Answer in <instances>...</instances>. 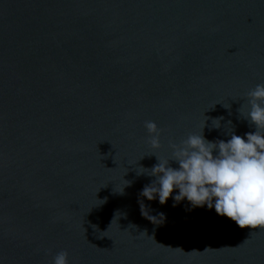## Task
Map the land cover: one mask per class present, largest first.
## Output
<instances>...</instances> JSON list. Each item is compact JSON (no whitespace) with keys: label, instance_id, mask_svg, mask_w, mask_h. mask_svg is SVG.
<instances>
[{"label":"water","instance_id":"95a60500","mask_svg":"<svg viewBox=\"0 0 264 264\" xmlns=\"http://www.w3.org/2000/svg\"><path fill=\"white\" fill-rule=\"evenodd\" d=\"M258 83L264 0H0V264H264V227L148 201L137 175L204 122L254 131Z\"/></svg>","mask_w":264,"mask_h":264},{"label":"clouds","instance_id":"9594fccd","mask_svg":"<svg viewBox=\"0 0 264 264\" xmlns=\"http://www.w3.org/2000/svg\"><path fill=\"white\" fill-rule=\"evenodd\" d=\"M245 99L246 111L243 114L238 111L254 131L241 136L231 129L226 141H210L203 134L204 122L199 133L170 143L168 158L160 159L153 152L158 163L150 170L138 169L137 175L146 173L155 178L143 187L140 196L148 201L158 199L161 205L171 196L173 207L186 200L189 204L186 211L207 206L240 228L264 227V83L249 89ZM221 120L223 117L212 119L211 126L220 128ZM227 123L231 125V121ZM144 127L149 144L158 149L161 130L156 122L145 121ZM170 161L178 166L172 167ZM126 182L124 186L130 183ZM174 189L177 190L175 195ZM139 204L141 214L153 224L164 222V213L150 215L143 200ZM50 264H68L67 251L57 252Z\"/></svg>","mask_w":264,"mask_h":264}]
</instances>
